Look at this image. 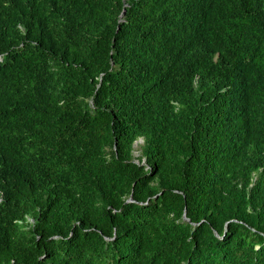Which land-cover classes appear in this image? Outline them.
<instances>
[{
  "label": "trees",
  "instance_id": "trees-1",
  "mask_svg": "<svg viewBox=\"0 0 264 264\" xmlns=\"http://www.w3.org/2000/svg\"><path fill=\"white\" fill-rule=\"evenodd\" d=\"M0 264H264V0H0Z\"/></svg>",
  "mask_w": 264,
  "mask_h": 264
},
{
  "label": "water",
  "instance_id": "water-1",
  "mask_svg": "<svg viewBox=\"0 0 264 264\" xmlns=\"http://www.w3.org/2000/svg\"><path fill=\"white\" fill-rule=\"evenodd\" d=\"M124 12H125V10L122 11V14H123ZM122 14H121V15H122ZM139 141L142 142V139H140ZM183 217H184L185 219L188 220V218L185 216V214L183 215Z\"/></svg>",
  "mask_w": 264,
  "mask_h": 264
},
{
  "label": "rangeland",
  "instance_id": "rangeland-1",
  "mask_svg": "<svg viewBox=\"0 0 264 264\" xmlns=\"http://www.w3.org/2000/svg\"><path fill=\"white\" fill-rule=\"evenodd\" d=\"M137 143H140V141L137 142ZM137 143H136V144H137ZM136 144H135V146H136ZM134 154H135V155H138L139 153H138V151H135Z\"/></svg>",
  "mask_w": 264,
  "mask_h": 264
},
{
  "label": "clouds",
  "instance_id": "clouds-1",
  "mask_svg": "<svg viewBox=\"0 0 264 264\" xmlns=\"http://www.w3.org/2000/svg\"><path fill=\"white\" fill-rule=\"evenodd\" d=\"M140 139H142V138H140ZM140 139H139V140H140ZM139 140H137V142H139ZM142 141H143V140H142ZM137 142H135V144H136ZM140 143H141V142H140Z\"/></svg>",
  "mask_w": 264,
  "mask_h": 264
}]
</instances>
